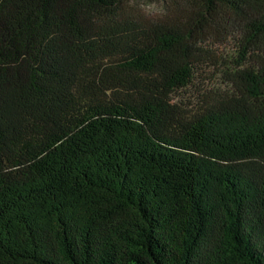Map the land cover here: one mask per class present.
I'll return each mask as SVG.
<instances>
[{
    "label": "trees",
    "instance_id": "obj_1",
    "mask_svg": "<svg viewBox=\"0 0 264 264\" xmlns=\"http://www.w3.org/2000/svg\"><path fill=\"white\" fill-rule=\"evenodd\" d=\"M140 1L0 0V264H264V0Z\"/></svg>",
    "mask_w": 264,
    "mask_h": 264
},
{
    "label": "rangeland",
    "instance_id": "obj_2",
    "mask_svg": "<svg viewBox=\"0 0 264 264\" xmlns=\"http://www.w3.org/2000/svg\"><path fill=\"white\" fill-rule=\"evenodd\" d=\"M141 4L145 5V3L141 0ZM147 11H159L161 10L160 5L149 4L145 6ZM214 49H216V53L218 55H222V53H230L227 45H219L216 43L212 45ZM211 62H215V64H211ZM220 60L214 61L213 59L207 60L204 62V65L201 66V69L195 74V79L193 80L192 85L187 87L181 92L182 100H193L196 99L197 95L200 92H203L208 89L215 88H223L224 87V75L219 70Z\"/></svg>",
    "mask_w": 264,
    "mask_h": 264
}]
</instances>
